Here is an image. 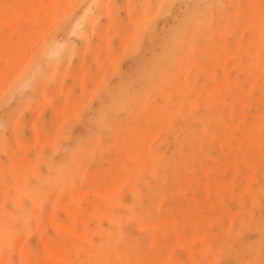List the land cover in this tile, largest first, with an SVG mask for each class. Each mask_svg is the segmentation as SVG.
<instances>
[{"label":"rangeland","instance_id":"374dc122","mask_svg":"<svg viewBox=\"0 0 264 264\" xmlns=\"http://www.w3.org/2000/svg\"><path fill=\"white\" fill-rule=\"evenodd\" d=\"M0 219V264H264V0H0Z\"/></svg>","mask_w":264,"mask_h":264},{"label":"bare ground","instance_id":"6f19581e","mask_svg":"<svg viewBox=\"0 0 264 264\" xmlns=\"http://www.w3.org/2000/svg\"><path fill=\"white\" fill-rule=\"evenodd\" d=\"M208 58H209V57H208ZM249 99H250V98H249ZM247 100H248V99H247ZM243 104H244V103H243ZM243 107H244V105H243ZM231 112H232V111H231ZM230 115H231V114H230ZM239 118H240V117H239ZM232 126H233V124H232ZM258 128H259V127H258ZM241 129H242V128H241ZM258 130H259V129H258ZM203 133H204V132H203ZM235 137H236V136H235ZM240 138H241V137H240ZM240 140H241V139H240ZM237 144H238V143H237ZM238 146H239V145H238ZM236 170H237V169H236ZM247 176H248V175H246V177H247ZM252 178H253V177H252ZM233 187H234V186H233ZM247 187H248V186H247ZM252 192H253V191H252ZM106 193H107V192H106ZM108 194H109V193H108ZM113 194H115V192H114ZM253 195H254V194H253ZM82 196H83V195H82ZM106 197H107V195H106ZM106 197H104V198H106ZM75 198H76V197H75ZM78 199H79V198H78ZM19 201H20V200H18L17 202L20 203ZM95 201H96V200H95ZM18 203H17V204H18ZM97 203H98V202H97ZM15 204H16V203H15ZM79 204H80V201H79ZM34 205H35V204H34ZM71 206H73V205H71ZM96 207H97V206H96ZM71 208H72V207H71ZM74 209H75V208H74ZM74 209H73V210L70 209V210H72L73 213H75V212H74ZM132 209H133V208H132ZM128 210H129V209H128ZM72 211H70V214H71ZM8 212H9L8 215L11 216V215H12V214H11L12 211H11V213H10V210H8ZM8 212H7V213H8ZM32 212H33V211H32ZM73 213H72V214H73ZM27 214H28V213H27ZM68 214H69V212H68ZM70 214H69V215H70ZM77 214H78V212H77ZM99 214H100V213H99ZM28 215H29V214H28ZM22 216H23V215H21V217H22ZM83 216H84V215H83ZM100 216H101V215H100ZM27 217H28V216H27ZM69 217H70V216H69ZM84 217H85V216H84ZM84 217H83V219H84ZM87 217H88V215L86 214L85 222L90 221V220H88L90 217H88V219H87ZM102 217H103V215H102ZM2 218H3V217H2ZM28 218H29V217H28ZM70 218H71V217H70ZM134 218H135V217H134ZM81 219H82V218H81ZM86 219H87V221H86ZM90 219H91V218H90ZM100 219H101V217H100ZM119 219H120V218H119ZM0 220H1V219H0ZM37 220H38V218H37ZM71 220H73V219L71 218ZM71 220H70V222H72ZM2 221H5V222H6V219H2L0 222H2ZM70 222H69V223H70ZM3 223H4V222H3ZM87 223H88V222H87ZM74 224H75V223H74ZM1 225H2V224L0 223V226H1ZM3 225H4V224H3ZM5 225H6V223H5ZM36 225H37V224H36ZM70 225H71V223H70ZM85 225H86V223H85ZM24 226H25V225H24ZM55 226L58 227V228L60 229V228H63V227L66 228V227H68L69 225H68V224H66V226L63 225V227H59V225H55ZM73 226H74V225H73ZM73 226H70L69 228H71V227L73 228ZM86 226H88V224H87ZM97 226H98V224H97ZM97 226H95V227H97ZM25 227H26V226H25ZM56 227H54V229H55ZM263 227H264V226H263ZM0 228H1V227H0ZM86 228H87V227H85V231H86ZM97 228H98V229H97ZM97 228H95V229H97V230L99 231V230H100L99 227H97ZM59 229H58V230L56 229V230L59 231ZM63 229H64V228H63ZM5 230L8 231V229H5ZM5 230H4V231H5ZM26 230H27V229H26ZM23 231H25V230H23ZM23 231H22L21 234H23ZM32 231H33V230H32ZM74 231H75V228H74ZM12 232H13V231H12ZM20 232H21V230H20ZM30 232H31V231H30ZM55 232H56V231H55ZM67 232H69V231H67ZM70 232H71V231H70ZM77 232H78V231H77ZM100 232H101V231H100ZM0 233H1V231H0ZM18 233H19V232H18ZM75 233H76V231H75ZM4 234H6V233L3 232V234H2L3 237H5ZM7 234H9V233H7ZM10 234H11V235H14V233L12 234L11 232H10ZM19 234H20V233H19ZM19 234H17V235H19ZM26 234H28V233H26ZM73 234H74V233H73ZM84 234H86V233H84ZM116 234H117V233H116ZM88 235H89V240H90V238H92V237H91L90 234H87V236H88ZM0 236H1V235H0ZM2 236H1V237H2ZM6 236H10V235H6ZM15 236H16V235H15ZM85 236H86V235H85ZM1 237H0V239H2ZM4 239H5V238H4ZM6 239H7V237H6ZM61 239H62V238H60V240H61ZM70 239L72 240V238H70ZM60 240H59V242H62V243L64 242V240H63V241H60ZM71 240H68V241L71 242ZM8 241H9V240H7V242H8ZM43 241H44V240H43ZM117 241H118V240H117ZM12 242H14V241H12ZM12 242H11V243H12ZM72 242H73V241H72ZM83 242H84V241H83ZM47 243H48L47 245H50V248H49V246H47V247H48L49 249L52 250V252H49L50 255L48 256V258L45 256L48 260H49V258H55L53 261H52V259L50 260V261H52V262L54 263V261H55L56 259L60 258V257H61L62 255H64V254H65V255H68L67 258L70 257L69 254L67 253V251L65 250V248H66L65 245H64L65 243H63V244L61 243L60 245H59L58 243H56V245H54L55 242L53 241V242H52V243H53V246H51L52 243L49 244L50 242H49L48 240H47ZM8 244H9V243H8ZM57 244H58V245H57ZM75 244L77 245L78 242H76ZM230 244H231V243H230ZM13 245H14V243H13ZM62 245H63V246H62ZM9 246H10V245H9ZM44 246H45V244L43 245V247H44ZM54 246H57L58 249H54V248H55ZM174 246H175V245H174ZM203 246H204V244H203ZM62 247L64 248V249H63V252L65 251L64 254L61 253V251H62ZM81 247H82V246H81ZM81 247H80V248H81ZM207 247H208V246H206L205 249H207ZM60 248H61V251L59 250ZM111 248H113V247L111 246ZM82 249H83V247H82ZM113 249H114V248H113ZM113 249H112V250H113ZM1 250H2V248H0V251H1ZM67 250H68V249H67ZM89 250H91V249H88V251H89ZM172 250H173V249H172ZM190 250H191V249H190ZM47 251H49V250H47ZM91 251H96V250L93 249V250H91ZM6 253L8 254V255H7V257H8V256H9V251L6 252ZM6 253H5L4 256H6ZM49 253H48V254H49ZM66 253H67V254H66ZM1 254H2V252H1ZM46 255H47V252H46ZM101 257H102V256H101ZM0 258H1V256H0ZM2 258H3V260L1 259V261H4V258H5V257H3V254H2ZM42 258H43V257H41L40 259L42 260ZM70 258H71V257H70ZM7 259L9 260V257H8ZM60 259H62V258H60ZM41 260H40V261H41ZM83 260H84V259H83ZM83 260H82V261H83ZM85 260H86V259H85ZM32 261H33V264H34V263H35L34 260H32ZM45 261H46L47 264H48V261H47V260H44V262L42 261V263L45 264V263H46ZM70 261H74V260H72V259L69 260V262H68L69 264H71ZM88 262H89V261H88ZM3 263H5V262H3ZM9 263H10V262H9ZM23 263H24V261H23ZM30 263H31V262H30ZM53 263H50V264H53ZM74 263L76 264L77 262L74 261L73 264H74ZM81 263H82V262H80V264H81ZM86 263H87V260H86ZM1 264H2V263H1ZM6 264H8V262H6ZM21 264H22V262H21ZM31 264H32V263H31ZM40 264H41V263H40ZM87 264H88V263H87ZM89 264H91V263H89Z\"/></svg>","mask_w":264,"mask_h":264}]
</instances>
